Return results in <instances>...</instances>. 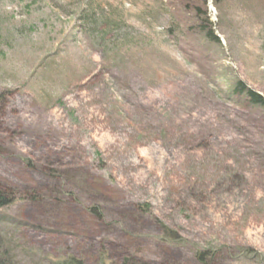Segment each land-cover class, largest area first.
Listing matches in <instances>:
<instances>
[{
    "label": "rangeland",
    "instance_id": "374dc122",
    "mask_svg": "<svg viewBox=\"0 0 264 264\" xmlns=\"http://www.w3.org/2000/svg\"><path fill=\"white\" fill-rule=\"evenodd\" d=\"M237 80L264 98V0H0V264H264Z\"/></svg>",
    "mask_w": 264,
    "mask_h": 264
},
{
    "label": "trees",
    "instance_id": "16d2710c",
    "mask_svg": "<svg viewBox=\"0 0 264 264\" xmlns=\"http://www.w3.org/2000/svg\"><path fill=\"white\" fill-rule=\"evenodd\" d=\"M203 1L205 4L207 3L206 0H200ZM218 1V0H217ZM89 8H86L82 11H79L78 18L80 21L81 28L84 34L90 33L94 34L96 36L99 34L106 33V30L110 28V25L114 23L113 19H108L107 17L100 14V12L97 11V9L93 5H88ZM172 19L171 27L167 30V35L173 36L174 38L178 40H183L185 38V30H182L181 24L176 20L175 22ZM204 25H200V27H196L200 32L198 35H200L202 30L204 29ZM195 28V29H196ZM177 31L178 36L175 35V32ZM196 31V30H195ZM206 38L209 43H219V39L214 34V31L211 29L210 26H207L206 28ZM229 95L234 96L237 94H240L241 96L248 99V101L251 102L252 105L258 108L264 109V98L256 93L253 89L246 86V84L241 81L237 80V82L232 85L229 89ZM13 204L12 198L9 194L5 193L4 191L0 190V216L2 210L6 207ZM146 209H149L147 205H143ZM148 211V210H146ZM0 239H3V236H1L0 233Z\"/></svg>",
    "mask_w": 264,
    "mask_h": 264
}]
</instances>
